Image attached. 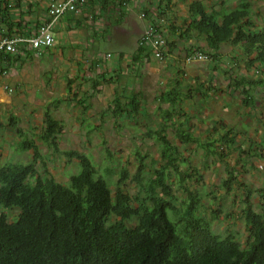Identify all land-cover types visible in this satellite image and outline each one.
<instances>
[{"label":"trees","instance_id":"1","mask_svg":"<svg viewBox=\"0 0 264 264\" xmlns=\"http://www.w3.org/2000/svg\"><path fill=\"white\" fill-rule=\"evenodd\" d=\"M124 1L77 0L76 3L80 11H87L85 18L90 13L94 22L110 8L121 7ZM147 1L149 3L143 8L145 17L155 29L160 30L156 21L165 12L159 11V8L161 4L167 6L171 0H158L155 6L154 0ZM22 3L23 0H0V35L36 33L40 20L26 21L22 15L17 18L12 16L15 9L23 12ZM30 3L28 6H31ZM250 14L249 0H239L233 8L221 9L207 8L203 1L191 0L182 23L167 26L172 35L180 39H201L200 45H192V51L200 50L204 55L217 58L221 44L228 43L240 49L246 68L263 71L264 25L257 27L252 24ZM173 42L166 39L165 46L173 45ZM151 53L147 43L139 44L132 57L139 61L143 57L148 58ZM31 56L32 50L28 49L15 54L1 52L0 76L17 62ZM97 64L95 60L82 71L90 72ZM82 77L80 74L66 77V90L72 93L69 101L87 110L90 103L86 99L90 95L85 92L79 95L72 90V83ZM230 78L232 83L229 87H241L243 102L247 105L253 102L251 86L264 87V77L248 79L231 75ZM90 80L91 88L96 91L102 83L117 84L120 73L108 76L101 70ZM126 88L119 90L118 85L114 86L113 98L106 113L115 119L126 116L134 121L144 118L146 123L150 122L151 115L141 103L143 92L130 89L127 92ZM200 88L194 92L206 96ZM192 91V88L183 91L179 81H176L156 96L160 111L158 123L154 128L146 126L144 133L159 143L163 163L147 178L144 156L140 152L136 153L137 170L132 176L122 169L118 179L109 182L98 174L85 153L76 149L59 150L63 124L52 115L50 106L61 104L64 101L62 97L52 98L43 107V126L38 137L52 151L60 152L78 164V172L71 174L65 184L55 180L44 165L43 169L36 165L42 158L38 143L18 126L16 115L10 114L6 123L0 121V129L10 127L16 132L17 148L32 154L28 162L0 164V207L18 209L13 218L6 211H0V264H264V186L257 191L260 210L254 208L251 190L245 188L240 217L248 235L242 243L233 232L220 235L213 231L212 221L200 213L202 194L184 184L185 178H192L197 169L191 165L187 170L180 168V165L191 164V161L182 157L177 144L168 138V127L174 129L176 141L181 144L195 143L206 155L222 158V147H231L235 143L232 129L222 120L214 121L220 129L212 125V132L204 138L190 129L188 118H182L186 117L187 111L181 108V104L194 97ZM162 103H167V106L162 107ZM254 154L263 157L260 149L254 150ZM171 171L179 176L178 183L186 193L179 205L175 203L178 199L171 191ZM105 172L106 175L111 173L108 168ZM127 178L137 187L134 192L123 190L122 183ZM200 179L202 175L197 172L195 181ZM237 181V177L230 172L222 179V184L229 190ZM216 214L212 218H218Z\"/></svg>","mask_w":264,"mask_h":264},{"label":"rangeland","instance_id":"2","mask_svg":"<svg viewBox=\"0 0 264 264\" xmlns=\"http://www.w3.org/2000/svg\"><path fill=\"white\" fill-rule=\"evenodd\" d=\"M190 1L171 0L164 16L169 17V20L175 25H180L187 15ZM201 1L207 8L213 6L216 9L233 8L239 2V0ZM249 1L250 22L257 27L263 26L264 0ZM167 31V35L164 37L170 40L169 36L173 35L170 30ZM130 39H133V35ZM177 39L179 42L182 40L176 36L173 45ZM190 42L191 45H197V43L200 45L202 40L191 38L186 42L187 46ZM54 43L52 45L56 46L53 52L47 53V56L32 55L22 62H17L6 74L0 76V86L7 83L12 88L11 92L0 95V121L6 123L10 114L16 115L18 126L33 136L38 143L42 158L37 161L36 165L41 169L44 165L55 180L65 184L71 174L78 172V164L75 160H68L64 154L52 151L38 137L43 126V107L52 98L62 97L64 101L61 104L56 107L50 106L52 115L63 124V130L59 135V150L76 149L85 153L93 162L98 174L104 176L109 182L116 181L122 169L132 176L137 170L138 156L136 153L140 152L144 156L146 164L145 177L152 175L154 169L159 168L163 163L160 159L161 147L154 138L147 137L144 132L146 126L154 128L158 123L160 111L156 96L166 88L163 82L158 84L150 76L140 77L137 81L136 79L132 80L134 88L140 89L144 94L141 103L151 115L150 122L146 123L144 118L134 121L126 116L115 119L108 112L106 113L108 104L113 98L110 86L107 83H102L95 91L91 88L90 80L96 75L95 70L85 71V75L81 73L83 68L90 67L89 61L92 58L90 50L78 56V60L75 62L71 60L74 55L70 51L61 54V47L56 38ZM59 47L60 51H58ZM109 49H114L111 44L102 42L98 46L101 54ZM163 49L164 57L172 55L179 62L187 61L185 46H182L177 54L169 52L168 45ZM239 51L237 46L223 43L217 58L206 55V58L192 60L193 62L188 61L193 63L194 67L199 65V68L190 73L188 78H182L179 82V87L183 91L192 88L194 94L192 99H186L181 104V108L187 111L186 117L182 118H188L187 125H191L190 129L196 135L204 138L212 132V125L220 129L219 125L214 124V121L222 120L233 131L234 145L223 146L221 151L224 155L220 158L218 155H206L204 150L197 147L195 143H179L174 139L172 127H168L167 134L168 138L177 144L182 157L191 161V164L180 165V168L187 170V167L191 165L202 175V179L198 182L195 181L197 172L192 178H185L184 182L188 188L202 194L200 213L212 221L214 232L220 235H224L228 231L233 232L237 239L243 243L248 235L244 221L240 217L241 208L244 205L245 188L251 190V201L254 208L260 210L257 191L264 186V145H262L264 139V87L263 85L251 86L253 102L251 105H247L243 102L244 96L241 87L231 88L229 84L232 83L231 75L258 79L264 77V69L262 71L256 68H246ZM188 52L191 55L193 52H200V50L188 49ZM63 58L67 63L65 69H61ZM76 63H78L77 66ZM77 74H83L85 80L77 79L72 83V90L78 93L82 92L81 95L85 93L90 95L86 99L90 103L87 110L82 109L74 101L68 100L72 93L70 94L66 90L65 78ZM214 87L218 89L216 90ZM198 88L201 92H205L206 96H199L194 92ZM161 106L165 107L167 103H162ZM17 139L14 129L10 127L0 129V164L28 162L31 159L30 151H20L17 148ZM259 149L263 153V157L254 154V150L258 151ZM106 168L111 172L109 175H106ZM230 172H233L238 181L233 183L231 189L227 190L222 184V179L228 177ZM169 182L172 185V193L178 199L175 200V203L179 205V201L186 196V193L183 186L178 183L179 176L173 171L169 175ZM122 184L125 192L131 193L137 188L130 178H127ZM111 189H114L113 184ZM0 211H6L10 218L15 217L18 213L16 208L4 209L0 207ZM214 213H217L216 217L218 218H212Z\"/></svg>","mask_w":264,"mask_h":264},{"label":"crops","instance_id":"3","mask_svg":"<svg viewBox=\"0 0 264 264\" xmlns=\"http://www.w3.org/2000/svg\"><path fill=\"white\" fill-rule=\"evenodd\" d=\"M30 1L31 6H28ZM48 1L49 0H23V12L21 13L19 9H15L12 12V16L17 18L18 15H22L23 19L26 21H42L45 18V7ZM148 3L147 0H126L121 7L116 6L110 8L94 22L91 21L90 13L88 14L89 17L85 18L84 15H86L87 11H85V13L80 10L77 13H64L60 16L53 29L54 37L58 40V45L61 47V54L63 55L67 51H70L74 55L71 60L77 62L78 56H81L85 51L88 52L90 50L89 52L92 58L89 61V66L93 61H98L97 66L93 69L95 70V73L97 74L101 70H103L108 76L120 73V80L115 85H118L119 90L121 87H127V92H129V89L141 91L138 88H134L132 82L133 79H136L137 81L140 77L144 78L145 76H150L151 78H154L155 82H158V84L163 82L164 87L166 88L173 86L176 81L180 82L182 78H188L190 73L198 70L199 65H195L194 67V64L191 62H179L175 60L172 55L166 57L163 56L162 59H157L152 53L148 58L143 57L139 61L133 59L132 54L139 45L140 35L152 25L149 19L145 16H141V12H144L143 8ZM153 4L154 6L155 4H158V0H154ZM161 5L159 11L164 10L165 12L170 3L167 6H164L163 4ZM164 15L157 19L158 21L156 22L160 28L159 31L166 36V31L169 30L167 25L173 22L169 20V17L167 18ZM131 35H133V39H130ZM169 37V41L176 40L175 34L172 37ZM187 41L182 39L179 42L177 39L174 45L168 46V51L177 54L179 49L182 46H185L184 51L186 55H189L190 52H188V49H191L192 41L188 46V43H186ZM102 42L111 44L114 49H109L103 54L99 53L98 46ZM53 45L44 48L40 54H37L34 49L30 50H32L33 56H47V53L53 52V49L56 46ZM60 47L58 48V51H60ZM83 57L85 59V56ZM77 64L78 63H76V66ZM66 65L67 63L64 59L61 69H65ZM81 73H84V71ZM82 75L80 76L82 77ZM88 76L90 77L91 75ZM2 86L3 84L0 86L1 96L7 92ZM109 86L113 92L114 86ZM166 88H164V90ZM78 94L81 95L82 92H79Z\"/></svg>","mask_w":264,"mask_h":264},{"label":"built area","instance_id":"4","mask_svg":"<svg viewBox=\"0 0 264 264\" xmlns=\"http://www.w3.org/2000/svg\"><path fill=\"white\" fill-rule=\"evenodd\" d=\"M77 0H49L45 11L44 20H40V25L36 33L26 32L25 34H15L11 36L0 35V53L15 54L22 49H34L37 54L54 43V26L60 16L66 12L77 13L79 7ZM141 16H145L141 12ZM148 44L152 49V55L157 59L163 58V48L166 45L164 35L152 25H150L139 37V44ZM206 58V55L196 52L186 57L187 61ZM2 88L11 92L12 88L8 84H3ZM262 167V165H260Z\"/></svg>","mask_w":264,"mask_h":264}]
</instances>
